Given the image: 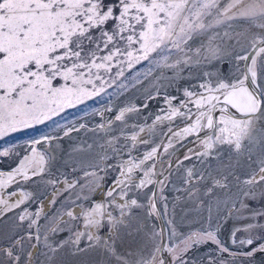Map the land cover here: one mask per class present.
I'll use <instances>...</instances> for the list:
<instances>
[{
  "label": "snow or ice",
  "instance_id": "snow-or-ice-1",
  "mask_svg": "<svg viewBox=\"0 0 264 264\" xmlns=\"http://www.w3.org/2000/svg\"><path fill=\"white\" fill-rule=\"evenodd\" d=\"M141 62L151 123L125 119L145 102L0 148V264H264V0H0V139Z\"/></svg>",
  "mask_w": 264,
  "mask_h": 264
},
{
  "label": "rangeland",
  "instance_id": "rangeland-1",
  "mask_svg": "<svg viewBox=\"0 0 264 264\" xmlns=\"http://www.w3.org/2000/svg\"><path fill=\"white\" fill-rule=\"evenodd\" d=\"M222 7L227 5V0H220ZM246 29V26H242ZM247 48L248 43L246 40L241 39V44L237 46V51L240 48ZM152 65L148 62H141L140 64L134 65L132 69L125 68V74L121 77L117 84L108 87L105 85V92L101 93L93 99L87 100L83 104H78L76 106L66 107L61 111L60 115L55 116L52 120L47 121L44 124L37 125L34 128H27L16 133H13L3 139H0V148H9L16 151L17 153L23 155L26 150V145H28L32 140L40 138L43 135L56 136L60 134L61 130L69 126H78L80 123L85 124H95L100 119V114H103L104 119L114 118L118 114L119 110L125 107L138 106L145 102L148 103V107L143 109L141 112L136 113H126L125 119L131 123H143L145 119L148 123H151L152 118L157 114L159 107L162 102L160 100H152L148 102L146 97L150 91H152L151 81L152 77H145V73ZM158 70L153 67V75H156ZM123 83L124 87H118L117 85ZM106 109H111L112 111H105ZM151 114V115H149ZM165 121V126L167 125ZM179 123V120L176 122ZM161 127L157 126L156 131L159 132ZM81 134L73 133L71 139H65L64 146L67 148L70 144L78 142V137ZM91 135V134H89ZM144 135V134H142ZM156 140L159 141L160 137L157 136ZM41 147L46 148V145H41ZM179 147V145H177ZM172 149L169 150L171 152ZM137 155L138 153H133ZM165 159H167V154H165ZM15 161H8L0 164V169L8 170L10 167L14 166ZM115 176V173H111L109 176V181ZM19 179V178H18ZM20 187H23L25 192H31L33 189L29 186L23 185L21 182ZM7 191H12L14 186L5 185ZM171 199V193H168ZM97 200L100 199L99 196L96 197ZM161 211H163L162 204H158ZM171 208V204L169 205ZM158 226L160 225L159 220L154 221ZM2 242V241H0ZM208 247H213L209 245ZM123 250V249H121ZM205 250H201L198 255H204ZM63 264H116L114 260H110L102 253L95 251H90L80 256H73L71 253L62 254Z\"/></svg>",
  "mask_w": 264,
  "mask_h": 264
},
{
  "label": "water",
  "instance_id": "water-1",
  "mask_svg": "<svg viewBox=\"0 0 264 264\" xmlns=\"http://www.w3.org/2000/svg\"><path fill=\"white\" fill-rule=\"evenodd\" d=\"M192 145H189V147H191ZM158 208H159V206H158ZM160 222V221H159Z\"/></svg>",
  "mask_w": 264,
  "mask_h": 264
}]
</instances>
